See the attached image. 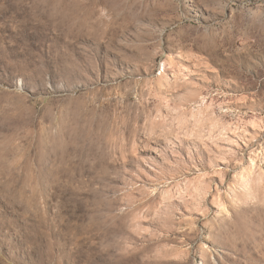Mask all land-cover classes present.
<instances>
[{"label": "rangeland", "instance_id": "374dc122", "mask_svg": "<svg viewBox=\"0 0 264 264\" xmlns=\"http://www.w3.org/2000/svg\"><path fill=\"white\" fill-rule=\"evenodd\" d=\"M0 264H264V0H0Z\"/></svg>", "mask_w": 264, "mask_h": 264}]
</instances>
